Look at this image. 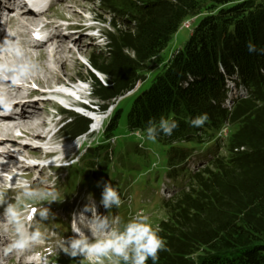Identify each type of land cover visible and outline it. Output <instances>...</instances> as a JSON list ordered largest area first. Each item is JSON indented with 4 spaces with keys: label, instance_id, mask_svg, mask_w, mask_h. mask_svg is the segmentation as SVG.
Listing matches in <instances>:
<instances>
[{
    "label": "trees",
    "instance_id": "16d2710c",
    "mask_svg": "<svg viewBox=\"0 0 264 264\" xmlns=\"http://www.w3.org/2000/svg\"><path fill=\"white\" fill-rule=\"evenodd\" d=\"M95 2L108 16L96 17L106 45L89 56L91 70L81 79L103 111L117 107V125L105 128L104 141L113 131L143 132L150 121L158 126L161 118L178 125L170 136L143 139L161 148L157 156L139 148L120 155L139 172L154 171L151 162L161 160V172L144 179L170 194L153 203L154 215L163 216L156 229L165 245L155 264H264V0ZM180 29L192 31L188 42L146 83L153 61ZM249 43L256 51L249 52ZM227 82L245 92L230 108L224 106ZM139 83L142 88L126 99ZM203 114L204 126L193 127L191 120ZM68 115V137L88 133L90 121ZM224 126L228 138L215 140ZM106 148L94 152L104 155ZM95 154L84 155L91 174L99 168L90 162L100 161ZM138 156L142 161L134 162Z\"/></svg>",
    "mask_w": 264,
    "mask_h": 264
},
{
    "label": "rangeland",
    "instance_id": "374dc122",
    "mask_svg": "<svg viewBox=\"0 0 264 264\" xmlns=\"http://www.w3.org/2000/svg\"><path fill=\"white\" fill-rule=\"evenodd\" d=\"M95 3L96 5H94V0L58 1L51 10L49 21H55L54 23H56V25L58 22H61V20L64 21L65 24H63L61 27L64 33L59 31L58 28L54 26V29L58 30V37L45 44L41 49H29L30 54L35 59L34 63L37 66L36 73L46 78V76L49 75V73H45L46 71L44 70L45 65L48 63L47 48H49L53 44L61 45L64 52L57 55V61H59V63H54L53 67L59 71V79L63 84L60 83L59 85L55 86L57 87V90L60 88L63 89L65 87L68 90L74 88L76 92V97L74 99L78 97V99L76 100V104H84L87 107V104H91L94 106H92L93 111H97L96 106H101V102L94 99L91 93L92 87L90 83L81 79V76H88L87 69L91 70V68L88 66L89 56L94 51H101L105 47V43L92 39L87 32V28H89L90 26H94V17H108L99 9L98 2ZM193 23L194 22L191 21L190 23H186L185 26L187 28H190ZM19 25L20 21H15L12 26L13 28L10 27L8 29L13 33H17L15 27ZM96 27L98 30L104 29V26L101 25ZM66 28L68 30H66ZM68 33L71 35H67ZM191 33L192 31L187 29H180L178 31V33L172 38L167 49L153 61V71L147 76L146 83H149L152 77L156 73L160 72L165 64L168 63L169 58H172L177 50L184 47V45L188 42ZM22 39L24 40V37H22ZM4 41L6 44L4 43V45L0 47V61L6 57V54H8V43H14V41H10L9 38H4ZM37 58L38 60H36ZM63 59L65 61L64 65ZM9 61L15 63L14 60ZM100 78L102 79V76ZM55 81H57V79ZM14 82H16V84L18 83V85H24L22 84L24 83L22 79H14ZM227 84L231 89V93L229 94V96H235L238 91L233 88V84L231 85V82H227ZM26 85L30 87L23 88V92L25 94L30 93L29 91H36L37 96L41 95L38 98V102L37 100L35 101V99L37 98L33 99L38 103L37 108H30V110L26 112V114L28 115H34L32 123L35 121L39 114L49 115V118L54 117V122L57 123L59 121V118L57 116H54L56 113L55 106L57 105L55 101L50 100L51 96L43 93V88L38 85ZM143 85L144 83H139L136 89L133 92L129 93L125 98H131L138 89L142 88ZM11 92L12 93L8 92V94L10 93V96H14V100L8 97L7 99H4L6 102H12L20 98L19 95H14L17 92V89H15L14 87L12 88ZM116 108L115 106H112L109 111L101 114L102 116H99L100 124L97 126L96 131L92 135L90 133V130L86 134V137H83L78 141H74L70 145H67L69 143L67 141L68 138H65V135H62L60 140L57 141L56 144L54 143L52 145H49L50 148H52L51 150H53V147L57 148L55 149L57 154L62 155L60 159L69 154V161L73 160V163L71 165L73 167L70 168L67 172L59 171L57 179L53 178V174L49 173L46 167H30L28 165V171H25L24 169L23 174L26 176L25 178L31 181L34 187L44 188L50 191L58 192L60 194L59 199L56 202H51V198H48L43 202V206L49 208L50 212L55 218L53 220L38 223L39 228H49V226L52 224L61 223L60 219L63 223H70L73 213L76 211H80L84 207V205L88 203L89 197H91V199L95 201L98 213L105 215L106 212L107 215L108 210L104 209L100 204V201L102 199L103 187L107 183H110L118 190L123 201V204L119 209H111L110 215H119L123 222H127L137 212H143L145 215H148L150 217V221L153 227L156 228L158 220H160V217L163 216L162 214L160 215V217H157L158 215H154L156 213V208L153 203L157 202L155 199L159 200L161 197L165 196V194L162 188L156 187V184L154 183L145 182L144 179L149 178L151 176L150 173L152 172H156V174L161 172V169H159L161 166V160L157 157V162H151V168L155 169L154 171L146 169L139 172L133 170L135 167L130 165L128 163V160L122 163L120 160V155L124 153L130 155L132 151H135L139 148L140 150H144L146 153H149L151 156H157L159 154V151H161V148L155 145L147 146L148 144L141 140L140 137L134 135L133 133L135 131L131 130H119L117 132L113 131L110 133L112 136L111 140L107 142L104 141L106 139L105 128H107L108 126H112V128H114L117 125L116 121L113 119ZM13 110L19 115V112L21 114L22 108L17 110H15L14 108ZM68 122H70V120H68ZM9 125L14 126V123L11 122L9 123ZM62 126V123L58 125L59 128H62ZM38 131L42 132L43 128L40 129L39 127ZM133 136L138 138V141L136 139L135 142H132L130 137ZM35 139L39 141L43 140V138ZM26 141V143H22L26 144L24 149L26 152H28L29 155L26 161L33 162L36 157H42L43 153L41 149L37 148V146L32 147L29 146V144L27 145V143L34 144V142H32L34 140L29 138L26 139ZM9 143L16 144L12 141H9ZM132 143H138V146L135 147L134 145L133 147ZM1 147H5V145H2ZM100 147H107L106 154L100 155L99 151L94 152ZM86 151L88 153L90 151L92 153H96L94 157H96V155L97 157H100L99 162L97 161V159L99 158H93L92 160H90V162L95 161L98 164L97 167L99 168L95 170L97 173L91 174L89 173L90 171L87 170L88 165L86 164V160L84 158ZM4 152L7 153L8 151ZM12 155L15 157V153L12 152ZM15 158H17V155ZM142 159L143 158H140L139 156L138 158L132 157V160L137 163L142 161ZM105 161H108V166L104 163ZM22 164L23 166H26L24 163ZM191 164L194 165V162L192 161ZM117 169L122 170V172H117ZM75 175L76 177H74ZM122 179H124L125 182H123ZM71 180H74V182L69 186L68 183H70ZM68 187L70 188L67 192L66 188ZM13 195L14 193L10 191L9 197L11 198ZM151 196L155 198H152ZM0 211H2V209H0ZM82 259L83 257L78 256L72 258L65 253H58L54 257H51V259L47 263L81 264ZM15 260L16 259L12 258V254H8L7 264H18ZM83 264H88V262L84 261ZM93 264H100V262H93ZM103 264H110V262L104 260Z\"/></svg>",
    "mask_w": 264,
    "mask_h": 264
},
{
    "label": "clouds",
    "instance_id": "9594fccd",
    "mask_svg": "<svg viewBox=\"0 0 264 264\" xmlns=\"http://www.w3.org/2000/svg\"><path fill=\"white\" fill-rule=\"evenodd\" d=\"M248 50L254 52L256 48L249 43ZM13 55L15 63L0 61V80L26 79L37 70L35 63L25 57L23 50ZM207 120V114H203L192 119L191 125L200 128ZM177 127L174 120L161 118L158 126L150 121L143 132L136 130L133 134L142 140L155 142L161 132L170 136ZM11 175L14 173L0 174V240L7 243L4 249L6 254L23 256L32 253L49 239V234L36 227V224L55 218L50 209L43 206V202L48 198L56 202L60 194L34 187L22 175L17 176L13 183L9 178ZM10 190L14 193L11 198ZM100 204L108 210L107 215L98 213L91 197L80 211L73 213L71 231L74 236L68 239L58 237L59 251L72 258L83 257L81 264L84 261L88 264H103L104 260L110 264H146L149 258L155 264L158 253L165 245L150 217L137 212L127 222H123L119 215H110L111 209H119L123 204L120 193L110 183L103 187ZM28 260L31 261V256ZM0 264H5V261L0 259Z\"/></svg>",
    "mask_w": 264,
    "mask_h": 264
},
{
    "label": "bare ground",
    "instance_id": "6f19581e",
    "mask_svg": "<svg viewBox=\"0 0 264 264\" xmlns=\"http://www.w3.org/2000/svg\"><path fill=\"white\" fill-rule=\"evenodd\" d=\"M7 1L12 2L14 0H7ZM20 4H22L26 8L25 3H20ZM20 17L22 19V16H20ZM20 21H21L20 22L21 25L19 26V28L23 29V28L27 27V23H25L23 21V19ZM6 36L9 37L10 41H14V43H11V42L8 43V48H7L8 54H6V57L3 58L1 61L12 63L9 60L15 61V57H14L13 53L18 52L20 50H23L25 57L27 59H29L33 62L35 61V59L30 54L29 50L25 49L24 42H22L20 40L21 35H18V33L10 32L6 29L4 31V35H3L2 39H4ZM38 44L39 43H37L35 45H38ZM42 47L43 46H41L40 49ZM47 50H48V52H47L48 63L45 65L44 70L46 71L45 73H49V75L46 76V78L38 75L35 71L28 78L22 79L24 81V83H22V84H24V85H18V83L16 84V82H14V79L0 80V82H2L1 84H3L1 89H4V87H7L6 85L10 86V88L14 87L15 89H17L16 94L19 95L20 98H22V99L19 98V99L15 100L14 104L16 105L15 108H20V109L22 108L21 111H23V114H21V116L19 117V120H15L12 117H10L8 119L2 118V120H4V122H6L7 124H9L11 122L14 123V126L12 128H10L9 125H7L6 123H4V125H6V128L9 130L18 129V130L22 131L28 138H42V137L45 138L46 136H45L44 132H39L38 131L39 127H37L34 123H32V119H33L34 115L26 114V112H28L30 110V108L31 109L37 108V106H38L37 102L38 101L35 102L36 100L34 101L33 99L36 97L39 98L41 95L37 96L36 91L35 92L31 91V93L25 94L23 92V88L30 87V86H27L26 84L31 85V86H32V84L33 85L35 84V85L42 87L43 91H46L48 89H52L53 86L59 85L61 83L60 79H59V71L56 70L53 67V65H54V63L55 64L59 63V61H57V55L64 52V50H63L61 45H57V44L51 45L49 48H47ZM36 60H38V58ZM63 61H64V59H63ZM64 64H65V61H64L63 65ZM56 79H57V81H55ZM29 83H31V84H29ZM61 84H63V83H61ZM232 84L233 83L231 82V85ZM233 88H235L234 85H233ZM236 90L238 91L236 93V95L233 97L229 96L228 99L225 101L224 106L226 108H230L233 105L234 100L238 99L239 97L245 96V92L243 89H236ZM7 94H8L7 91L2 93L0 95V99L2 100L5 96L7 97ZM22 100L24 101L25 104L23 103ZM18 103H22V104L20 105ZM6 106L7 105L5 104L4 106H2V108H6ZM38 111H39V109H38ZM42 115L43 114H40V116H42ZM41 128H43V127H40V129ZM229 134H230V128L228 126H224L215 134L214 137H215V140H225L228 138ZM207 137L209 138V134ZM0 139H1L0 140V148H2L1 146L2 145L4 146L6 144L7 140L5 141V139H3L2 136H0ZM24 169H25L24 166H22L20 163H18V159H16L12 155V153H10V151H8L7 153L6 152H0V174H10V173H14V175H15V173H22L23 174ZM14 175H11V176H14ZM6 245H7V243H6Z\"/></svg>",
    "mask_w": 264,
    "mask_h": 264
}]
</instances>
